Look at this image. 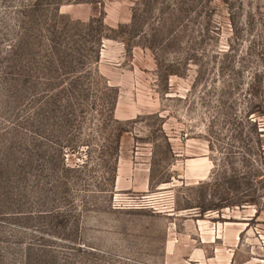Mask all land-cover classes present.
<instances>
[{"label":"rangeland","instance_id":"rangeland-1","mask_svg":"<svg viewBox=\"0 0 264 264\" xmlns=\"http://www.w3.org/2000/svg\"><path fill=\"white\" fill-rule=\"evenodd\" d=\"M35 1L0 0V264H264V0L61 5L53 40Z\"/></svg>","mask_w":264,"mask_h":264},{"label":"trees","instance_id":"trees-1","mask_svg":"<svg viewBox=\"0 0 264 264\" xmlns=\"http://www.w3.org/2000/svg\"><path fill=\"white\" fill-rule=\"evenodd\" d=\"M95 1L94 0H36L33 4H29V5H26L25 6V9H26V13H35L36 11H38L37 9L39 8H44V7H47V8H50L51 9V16H52V23L49 24V28L47 29V31L49 32V36H51L52 40L55 38V35L57 30L59 29L60 26H57L58 24V19L59 18H62L61 15H59L58 13V7H60L61 5H68V4H82V3H94ZM25 9H24V12H25ZM24 15V14H22ZM103 19L104 18H101V20H99L98 22H100L102 24L103 22ZM62 27L65 28L66 27V24H62ZM19 34L17 35L16 39L14 40V43L11 45L13 49L17 50L18 52H22L24 50V48H26L27 46H29V43L26 42V32L28 31V29H26L25 27H23L21 24L19 25ZM49 41V40H47ZM37 44H39L40 46H42V42L41 41H37ZM95 45H98V43H93ZM41 49V47H39ZM92 48V47H91ZM55 48H50L47 53H49V55L53 54L54 55V50ZM98 58V54L96 53V55L94 56V59H97ZM53 61H51V67L52 68V71L55 75H57L55 72L58 71L54 68H56L58 66V64H62V66L64 64H67L69 68H71V71L69 73H65L64 75H59L57 77H50V80H55V81H58V83H68L69 87H70V90H63V91H60L58 92V94H52L51 96H49V99H48V102L49 105L51 104V102L53 101V99L55 97H58V96H61L60 94H65L67 93V97H62V101H66L70 104H72V102H78L79 98H77L75 96V93H77V85L79 83V81L81 80L82 76L80 77L79 75H77V72L75 69L72 68V65L74 64H82V61L80 59H76L75 57L73 56H70V57H67V58H63L61 59V61L59 63L58 62V59H53ZM50 62V61H49ZM49 64V63H48ZM75 68V67H74ZM55 75H52V76H55ZM79 76V77H77ZM86 78L87 79H92L91 76H90V72H87L86 73ZM101 85V87L99 88L100 91L98 93H102V90H106V91H113L110 87L106 86L103 84L102 86V83H98ZM96 84V85H98ZM74 91V92H73ZM64 96V95H63ZM82 97H86V95H81ZM77 98V99H75ZM85 98H82L80 99L81 101H83ZM71 101V103H70ZM115 103H116V98L114 97L113 95V98L109 99L107 101V112H108V117L109 119H113L114 116H113V112H114V107H115ZM102 108V104L100 106ZM97 113L101 116V113L102 111L98 110ZM75 114H69V117H76V115L74 116ZM68 121H70V119H67ZM124 131L122 130H119V133L117 134V137L120 138L122 133ZM73 149H75V147H72ZM86 164V162H83L82 164L80 165H75L71 170H75V167L77 168L76 170H78L77 172H79L80 168H82L84 165ZM264 164V162H263ZM116 177V174L114 176V179ZM99 191H102V190H99ZM250 204H254V200H249V201H246Z\"/></svg>","mask_w":264,"mask_h":264},{"label":"bare ground","instance_id":"bare-ground-1","mask_svg":"<svg viewBox=\"0 0 264 264\" xmlns=\"http://www.w3.org/2000/svg\"><path fill=\"white\" fill-rule=\"evenodd\" d=\"M202 171V170H201ZM206 172V171H205ZM190 173H192L193 175H195L196 177L198 176V178H199V176H201V174L199 173V172H196L194 169H191V172Z\"/></svg>","mask_w":264,"mask_h":264},{"label":"crops","instance_id":"crops-1","mask_svg":"<svg viewBox=\"0 0 264 264\" xmlns=\"http://www.w3.org/2000/svg\"><path fill=\"white\" fill-rule=\"evenodd\" d=\"M63 8H64V7H63V6H61L59 10H60V11H62V9H63ZM194 179H195V178H194Z\"/></svg>","mask_w":264,"mask_h":264}]
</instances>
